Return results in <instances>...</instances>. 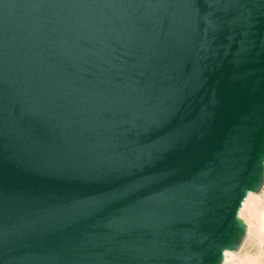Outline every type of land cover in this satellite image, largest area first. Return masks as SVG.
I'll return each instance as SVG.
<instances>
[{"label":"water","instance_id":"95a60500","mask_svg":"<svg viewBox=\"0 0 264 264\" xmlns=\"http://www.w3.org/2000/svg\"><path fill=\"white\" fill-rule=\"evenodd\" d=\"M264 188V0H0V264H222Z\"/></svg>","mask_w":264,"mask_h":264},{"label":"rangeland","instance_id":"374dc122","mask_svg":"<svg viewBox=\"0 0 264 264\" xmlns=\"http://www.w3.org/2000/svg\"><path fill=\"white\" fill-rule=\"evenodd\" d=\"M249 194V193H248ZM252 195L256 196L258 199V207L261 208V210H264V188H262V190L260 191V193L258 194H254L251 193ZM259 195V196H258ZM247 214V210L243 209L241 212V217L243 218L244 222L246 223V236L244 238V241L242 243V246L240 248L239 251L237 252H230V251H225L224 252V256H227L228 259V255H230V259H223V263L222 264H234L236 262H238L239 258H244L247 257L249 259H255V261L257 262V264H264V239H260L258 238L253 232H248V214ZM243 215V216H242ZM244 216L246 218H244ZM250 255V256H249ZM243 256V257H242ZM255 256V258L253 257ZM234 258V259H233Z\"/></svg>","mask_w":264,"mask_h":264},{"label":"bare ground","instance_id":"6f19581e","mask_svg":"<svg viewBox=\"0 0 264 264\" xmlns=\"http://www.w3.org/2000/svg\"><path fill=\"white\" fill-rule=\"evenodd\" d=\"M262 203H264V202H262ZM258 204L259 203H258L257 197L252 195L251 193H249L244 198V200L242 202V205H241L240 210H239V216L241 217V212L243 209L247 210V214H248L247 223L249 226L248 232H250V233L253 232L258 238L264 239V210H261V208L258 207ZM262 207H264V206H262ZM247 214H245V215H247ZM244 218H246V217L244 216ZM226 255L224 256V259H227ZM229 257H230V255H228V259H230ZM247 257L239 258L238 262H236L234 264H257L255 259L253 260V259H249ZM253 257L255 258V256H253Z\"/></svg>","mask_w":264,"mask_h":264}]
</instances>
